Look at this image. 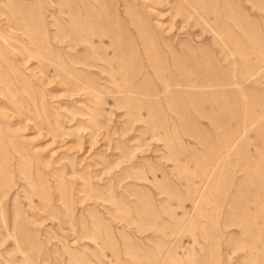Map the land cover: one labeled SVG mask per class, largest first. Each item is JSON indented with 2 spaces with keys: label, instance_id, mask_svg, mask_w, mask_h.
Wrapping results in <instances>:
<instances>
[{
  "label": "rangeland",
  "instance_id": "1",
  "mask_svg": "<svg viewBox=\"0 0 264 264\" xmlns=\"http://www.w3.org/2000/svg\"><path fill=\"white\" fill-rule=\"evenodd\" d=\"M0 264H264V0H0Z\"/></svg>",
  "mask_w": 264,
  "mask_h": 264
}]
</instances>
